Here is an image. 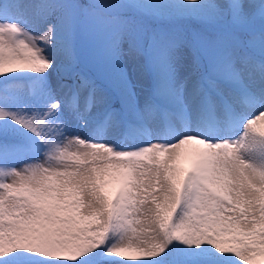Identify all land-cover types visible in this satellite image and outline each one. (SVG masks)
Here are the masks:
<instances>
[{
	"label": "snow or ice",
	"instance_id": "snow-or-ice-1",
	"mask_svg": "<svg viewBox=\"0 0 264 264\" xmlns=\"http://www.w3.org/2000/svg\"><path fill=\"white\" fill-rule=\"evenodd\" d=\"M0 264H264V0H0Z\"/></svg>",
	"mask_w": 264,
	"mask_h": 264
}]
</instances>
